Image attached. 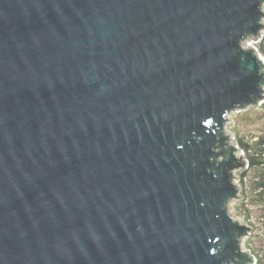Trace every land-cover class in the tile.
Instances as JSON below:
<instances>
[{
  "label": "water",
  "instance_id": "1",
  "mask_svg": "<svg viewBox=\"0 0 264 264\" xmlns=\"http://www.w3.org/2000/svg\"><path fill=\"white\" fill-rule=\"evenodd\" d=\"M264 0H0V264H256L224 129L264 102Z\"/></svg>",
  "mask_w": 264,
  "mask_h": 264
},
{
  "label": "rangeland",
  "instance_id": "2",
  "mask_svg": "<svg viewBox=\"0 0 264 264\" xmlns=\"http://www.w3.org/2000/svg\"><path fill=\"white\" fill-rule=\"evenodd\" d=\"M263 38L264 33L261 36V39ZM228 119L224 129L233 135L236 144L242 141L243 145L237 146L244 151L247 160L255 157L259 148L253 145V141L264 139V105L232 113ZM250 144L253 151L247 154L245 149ZM261 162L264 163V157L261 158ZM240 176L243 199L230 206V211L234 218L237 217L252 228L249 237L243 240L242 247L250 249L249 252L256 256V264H264V197H260V193L264 192V187L260 188L264 186V164L243 170Z\"/></svg>",
  "mask_w": 264,
  "mask_h": 264
},
{
  "label": "trees",
  "instance_id": "3",
  "mask_svg": "<svg viewBox=\"0 0 264 264\" xmlns=\"http://www.w3.org/2000/svg\"><path fill=\"white\" fill-rule=\"evenodd\" d=\"M263 39H261L257 43V47L259 49L258 52L260 54H262V56L264 57V41H263ZM262 105H264V102H263ZM253 142H254L253 145L255 147L259 148L260 150L258 149V151L256 152L257 155L255 157L253 156V157L249 158V160H248V163H249V167L248 168L249 169L251 167H255V166H259L260 167L262 164H264L263 162H261V158L264 157V139H260L258 141H253ZM237 144L243 145L242 141L237 142ZM251 151H253L251 144L247 145V148L245 149V152L248 154V153H251ZM252 153H255V152H252ZM263 187L264 186H261L260 188H263ZM260 197L261 198L264 197V192L260 193Z\"/></svg>",
  "mask_w": 264,
  "mask_h": 264
},
{
  "label": "clouds",
  "instance_id": "4",
  "mask_svg": "<svg viewBox=\"0 0 264 264\" xmlns=\"http://www.w3.org/2000/svg\"><path fill=\"white\" fill-rule=\"evenodd\" d=\"M261 40V39H260ZM257 263V262H256Z\"/></svg>",
  "mask_w": 264,
  "mask_h": 264
}]
</instances>
